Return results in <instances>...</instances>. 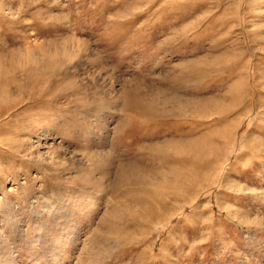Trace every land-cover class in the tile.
I'll return each mask as SVG.
<instances>
[{
    "label": "rangeland",
    "instance_id": "rangeland-1",
    "mask_svg": "<svg viewBox=\"0 0 264 264\" xmlns=\"http://www.w3.org/2000/svg\"><path fill=\"white\" fill-rule=\"evenodd\" d=\"M0 264H264V0H0Z\"/></svg>",
    "mask_w": 264,
    "mask_h": 264
},
{
    "label": "bare ground",
    "instance_id": "bare-ground-1",
    "mask_svg": "<svg viewBox=\"0 0 264 264\" xmlns=\"http://www.w3.org/2000/svg\"><path fill=\"white\" fill-rule=\"evenodd\" d=\"M234 89L232 88L231 89V91H232V95H233V93H234V95H235V93L237 92V91H233ZM190 100V99H189ZM210 103H212V102H210ZM213 104H217V103H213ZM152 105V104H151ZM149 103H148V105L146 106V105H143V106H141L139 109H142V110H144V111H147V112H149V111H152V107H150L151 106ZM219 105V104H218ZM138 106V105H137ZM193 107L195 108V111H196V113L198 112L199 114H201L202 113V111H203V108L205 107V104L203 103V104H197V103H195L194 105H193ZM219 107V106H218ZM225 107V106H224ZM138 108V107H137ZM205 109V108H204ZM223 109V108H222ZM141 110V111H142ZM228 111V110H227ZM140 112V111H139ZM154 111H152V112H150V113H153ZM207 112H208V110H207ZM163 114L164 115H166L164 112H163ZM217 114V113H216ZM197 115V114H196ZM195 115V116H196ZM190 116H193V115H191L190 114ZM190 116H188V117H186L187 119H190V118H195V117H190ZM148 119H156L155 118V116L154 115H148ZM203 116H201V118H202ZM153 122V121H152ZM154 123H155V121H154ZM209 135V134H208ZM202 136V135H201ZM201 136H198V138H192V139H190L188 142H189V145H190V147H193L192 149H193V152H194V154L195 155H199V153H200V150H199V147L197 146L198 144H199V142L201 141V139H202V137ZM212 136V135H211ZM210 136V137H211ZM209 137V136H208ZM212 139V138H211ZM212 141V140H211ZM207 142V141H206ZM209 145V144H208ZM207 145V146H208ZM150 146V145H149ZM201 147H203V146H201ZM205 149V148H204ZM160 150H161V152H162V149L160 148ZM174 157V156H173ZM211 158V157H210ZM184 160V159H183ZM183 160H181L182 162H184V161H187V159H185L184 161ZM196 161V160H195ZM208 164V163H207ZM210 165V164H209ZM170 167H172V165L170 166ZM197 167V166H196ZM184 168V167H183ZM182 168V169H183ZM153 169V168H152ZM191 171V170H190ZM192 172V171H191ZM182 173V172H181ZM199 173V172H198ZM188 175H189V173H188ZM184 176V175H183ZM194 177V176H193ZM159 178V177H158ZM167 180V179H166ZM166 182H168V181H166ZM162 185V184H161ZM172 187V186H171ZM161 188H164V187H161ZM160 188V189H161ZM180 188V187H179ZM177 189V188H176ZM163 190H165V188L163 189ZM167 190V189H166ZM171 190H175V189H171ZM178 191V190H177ZM144 192H149V194H153V195H155L156 193H158V194H160L161 195V197L163 198V197H168V195H170L172 192H174V191H168V192H164V191H161V190H153V191H150V190H148V189H146ZM174 193H176V192H174ZM171 196V195H170ZM173 196V195H172ZM165 199V198H164ZM163 199V200H164ZM166 199H168V198H166ZM166 199H165V201H166ZM149 201H152V199H150ZM155 202V201H154ZM161 203V202H160ZM149 210V209H148ZM149 214H148V218H150L151 216H152V214L154 213V211H151V210H149V212H148Z\"/></svg>",
    "mask_w": 264,
    "mask_h": 264
}]
</instances>
